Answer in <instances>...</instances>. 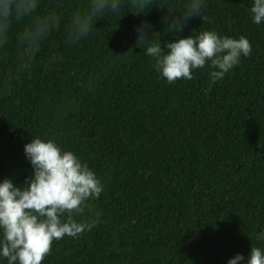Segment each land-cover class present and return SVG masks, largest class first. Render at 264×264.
Wrapping results in <instances>:
<instances>
[{"label": "trees", "instance_id": "trees-1", "mask_svg": "<svg viewBox=\"0 0 264 264\" xmlns=\"http://www.w3.org/2000/svg\"><path fill=\"white\" fill-rule=\"evenodd\" d=\"M186 3L124 9L66 46L64 25L85 0H41L38 11L55 9L62 21L24 71L10 38L0 59V178L30 175L23 145L40 136L104 185L91 201L98 222L54 240L41 264H226L251 245L264 249L255 238L264 228V23H252V0H205L181 31L166 32L163 18ZM141 21L151 26L145 39L213 30L245 36L251 52L214 83L207 65L168 83L137 46Z\"/></svg>", "mask_w": 264, "mask_h": 264}, {"label": "clouds", "instance_id": "clouds-1", "mask_svg": "<svg viewBox=\"0 0 264 264\" xmlns=\"http://www.w3.org/2000/svg\"><path fill=\"white\" fill-rule=\"evenodd\" d=\"M41 0H0V59L6 58V47L14 35V57L18 71L31 66L42 45L61 25L62 16L55 9L39 12ZM57 7L62 0H56ZM205 0H187L184 10L163 19L166 32L181 31L193 15L199 16ZM152 0H85L64 25L66 46L88 37L97 28L94 22L106 16L119 19L124 9L133 14L145 13ZM254 24L264 23V0H252L247 9ZM22 25L13 33L14 26ZM151 26L141 21L136 36L138 45H146L145 55L166 82L192 79L193 71L208 66L211 82L222 80L241 57L251 52L245 36L218 35L213 30L199 31L170 42L145 39ZM163 45V46H162ZM31 173L20 183L0 178V264H41L54 240L77 237L89 231L100 216L91 201L97 199L104 185L96 173L69 150H63L54 139L31 136L23 145ZM75 217H80L76 219ZM264 242V228L255 236ZM226 264H264V249L251 245L245 259L236 253Z\"/></svg>", "mask_w": 264, "mask_h": 264}]
</instances>
